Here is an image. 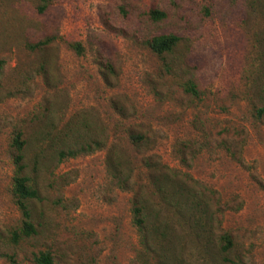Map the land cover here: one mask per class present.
Instances as JSON below:
<instances>
[{"label":"rangeland","instance_id":"obj_1","mask_svg":"<svg viewBox=\"0 0 264 264\" xmlns=\"http://www.w3.org/2000/svg\"><path fill=\"white\" fill-rule=\"evenodd\" d=\"M162 32L180 40L159 55L148 42ZM0 59V264H35L43 250L56 264H162L165 253L148 252L134 226V193L118 187L110 150L155 211L147 160L198 188L218 233L233 237L214 258L180 226L169 264H264V0H0ZM69 123L93 127L82 135L104 147L60 157L80 145H40ZM18 130L39 192L30 201L38 233L14 244Z\"/></svg>","mask_w":264,"mask_h":264},{"label":"trees","instance_id":"obj_2","mask_svg":"<svg viewBox=\"0 0 264 264\" xmlns=\"http://www.w3.org/2000/svg\"><path fill=\"white\" fill-rule=\"evenodd\" d=\"M150 17L153 20H162L166 18V13L161 9H151ZM179 40L180 37L175 32H162L152 36L148 43L155 53L163 55L173 51ZM48 42L49 39L43 40L36 45L47 44ZM72 45L78 52H82L83 48L80 43ZM3 65L4 61L0 59V68ZM107 66L110 67V64H107ZM185 90L194 96H199V91L193 81L186 83ZM258 114L260 116L264 114V107L258 110ZM82 124H79L77 131H75L71 129V123H69L55 136L50 134L49 131L51 129L48 128L49 131L44 133L46 137L39 141L40 145L49 142L46 140L47 138L54 144L60 143L62 145L64 142L66 144V141L70 138L74 140L69 141V143L74 142L76 145H80L79 149H71L70 147L63 149L61 147L57 150L60 157L75 156L78 151L92 153L96 149L103 148L104 146L98 139L82 135L84 132L90 133L93 131L91 129L93 127L89 128L88 125L84 129ZM89 137L90 139H87ZM142 137L140 134L131 133L130 135L131 142L136 144L143 139ZM28 145L29 141L24 138V132L22 130L16 131L10 143L12 149L11 159L14 165L11 192L21 215V225L11 229L9 233L8 241L14 244H19L23 239L38 233L33 221L30 201L38 199L39 192L27 172L26 150ZM112 151L110 150L109 152V161L113 178L116 180L118 187L134 193L132 209L134 226L148 252L151 249L156 253L159 251L165 253L161 258L162 264H169L172 259L171 255L169 256L166 252L170 253V249L174 250L176 244H178L177 241L182 237V233L179 231L180 226H187L186 231L196 240L199 246L207 248L209 246L211 251L209 256L217 258L219 252H227L232 249L234 246L232 235L228 232L218 233L216 226L217 215L214 205L210 200L207 203L202 199L200 196L202 192L198 188L188 186L181 181L179 174L171 167L163 165L164 168H160L147 160L146 166L150 171L149 183L161 206L160 211H155L150 206V199L145 197L144 193L140 191L141 189L136 187V183L130 179L131 173H126L121 157L114 156ZM41 153H43V150L36 157L38 158ZM39 163V160L36 159L33 166L34 171L38 170ZM223 259L228 260L227 257ZM11 260L16 263L13 257H11ZM34 263L56 264L50 250H43L35 254Z\"/></svg>","mask_w":264,"mask_h":264}]
</instances>
